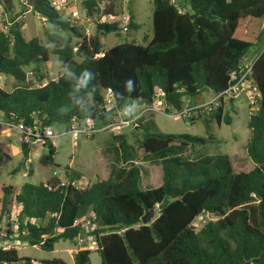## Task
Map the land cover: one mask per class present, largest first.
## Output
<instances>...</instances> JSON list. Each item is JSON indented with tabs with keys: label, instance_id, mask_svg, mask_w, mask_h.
<instances>
[{
	"label": "trees",
	"instance_id": "trees-1",
	"mask_svg": "<svg viewBox=\"0 0 264 264\" xmlns=\"http://www.w3.org/2000/svg\"><path fill=\"white\" fill-rule=\"evenodd\" d=\"M152 1V38L146 44L124 42L102 50L99 34L117 32V22H97L95 34L86 36L61 20L47 0H28L23 8L45 17L53 28L71 33L66 38L47 34L55 46L53 53L67 72L56 79L35 74L43 84L33 86L25 67L34 65L37 73L38 64L49 59V48L37 37L26 40L19 23L11 18L7 30L0 31V74L13 77L16 86L10 91L0 87L2 118L25 125L35 122L41 127L105 120L126 105L150 103L156 89L167 103L179 107L184 97L224 90L230 72L239 67L248 49L264 38V0H183L181 7L175 0ZM3 2L6 10L15 6L12 0ZM84 4L93 14L92 4ZM106 12H112V7ZM129 28H135L132 16ZM73 37L79 41L73 42ZM99 52L103 56L95 57ZM84 72L90 79L81 87ZM134 77L136 87L130 89L128 82ZM253 78L260 100L247 120L250 170L235 171L227 154L185 158L184 150L205 140L186 133L152 132L147 124L139 123L137 150L143 157L159 160V186L141 190L140 167L131 162L128 167H111L106 179L84 188L72 183L80 175L68 167L66 182L51 176L38 184L25 182L19 188L0 183V238L9 240L16 234L14 240L51 251L59 240L77 243L83 232L79 220L85 218L95 223L90 234L95 236L96 248L78 249L74 264H88L94 250L99 264H233L242 258L264 264L263 57L254 63ZM107 90L114 108L103 106ZM225 111L220 107L204 120L230 124L232 117ZM113 140L123 161L135 159L136 151L125 137L114 135ZM44 145L51 156L52 141L48 139ZM20 147L27 156V143ZM164 197L168 203L158 210ZM13 202L20 210L11 219ZM147 210H157V214L142 224ZM203 213L214 215V220L195 231L191 224ZM32 261L20 256L15 246H0V264ZM37 264L67 263L51 258Z\"/></svg>",
	"mask_w": 264,
	"mask_h": 264
},
{
	"label": "rangeland",
	"instance_id": "rangeland-1",
	"mask_svg": "<svg viewBox=\"0 0 264 264\" xmlns=\"http://www.w3.org/2000/svg\"><path fill=\"white\" fill-rule=\"evenodd\" d=\"M12 1L15 5L14 8L6 10L3 0H0V31H6L8 25L5 23L8 22L9 24L11 23V18H15L26 40L37 37L42 43L47 45L50 52L48 61L38 64L39 71L37 73L34 70V65L25 67L27 80L33 86H39L43 84V81H38L35 74H41L46 79H56L59 74L67 72L61 60L53 53L55 46L49 40L47 34L52 33L66 38L71 33L59 28H53L45 17L39 14H33L30 10L23 8L18 0ZM175 2L181 7L184 1L175 0ZM153 7L152 0H117L116 12H129L135 28H129L128 23V32L124 34L119 29L117 32L99 34L102 50H107L114 45L124 42L146 44L152 38L151 21ZM76 10L80 15L84 13L83 0H77ZM65 14V11L59 13L61 20L63 19L62 16L65 17ZM80 18L81 20H77V23L74 24L77 31L86 36L95 34L98 18L92 16L90 21H87L83 16ZM257 21L259 20L253 22ZM261 25L264 29V23ZM72 41L78 42L79 39L73 37ZM259 47L260 44L250 47L247 55H251ZM15 86L16 82L13 77L0 74L1 88L10 91ZM211 96L212 93L205 90L191 99L207 100ZM254 111H251V113ZM226 113L232 117L230 124L221 122L218 125L214 119H210L208 122L204 119L188 122L185 120H174L153 113L145 114L141 118L140 124H147L152 132L186 133L205 140L201 145L184 150L181 154L185 158L196 159L206 154H227L235 171H248L253 167V163L246 152V144L250 137L247 120L251 113L247 111L246 104L243 100H238L232 107L227 108ZM0 117L2 119L1 114ZM75 124H78V122H75ZM71 127L72 125L66 127L62 125L54 126L56 131L61 129V131L68 132L51 139L52 144L54 142L55 145L54 152L51 156H49L50 151L47 145L34 142H31L30 146L27 144L28 154L25 156L21 151L20 145L13 141L12 135L14 129H9L6 125L0 124V148L5 152L6 149L9 150L7 155L0 151V183L19 188L25 182L38 184L41 181H46L51 176L59 177L58 179H61L62 182H66L65 168L68 167L72 173L81 176L80 181L76 183L77 187L81 188L90 185L96 180L106 179L111 167H128L131 162L140 167L141 176L138 187L141 190L154 188L161 184L162 172L159 160L154 156L143 157L137 150V141L141 137V130H138L137 127L124 128L118 133L109 130L102 131L91 137L78 134L75 138L73 133L69 131ZM114 135H122L126 138L127 143L136 151L135 159L132 161L130 159L123 161L117 155L116 142L113 140ZM53 171L56 172V175H53ZM17 208V205L13 202L10 213L12 219L15 218ZM156 214L157 210H153L151 220ZM209 220H214V215L203 213L196 217L191 225L195 231H198ZM13 229L16 230L15 225H13ZM15 235H11V239L9 240L0 239V246H15L20 256H27L35 260L33 264H37L39 260L51 258H61L67 264H74V254L78 249L93 250L90 247H96L95 241H87L82 237L81 241L83 242H80L79 238H77V243L59 240L53 250L47 251L38 245L30 246L25 242L14 240ZM99 263L100 258L97 251H91L88 264Z\"/></svg>",
	"mask_w": 264,
	"mask_h": 264
},
{
	"label": "built area",
	"instance_id": "built-area-1",
	"mask_svg": "<svg viewBox=\"0 0 264 264\" xmlns=\"http://www.w3.org/2000/svg\"><path fill=\"white\" fill-rule=\"evenodd\" d=\"M49 4L59 14L61 11H65V20L70 26H74L77 20H81L83 16L87 21H90L92 16H96L98 23H113L117 22L118 29L122 34L128 32V23L130 20L129 12L118 13L115 10L117 0H83L84 13H80L76 10L77 0H47ZM85 2L91 3L93 14L88 13V9ZM23 6L27 5L28 0H18ZM109 7H112V12H106ZM76 47H74V50ZM103 56V52H99L95 57ZM260 57L264 59V43L261 49L252 57L248 58L244 56L241 60L239 67L229 74V81L227 87L219 92H212V96L207 100H192L191 97H184L182 104L179 107H175L170 103H167L160 90L156 89L153 100L146 104L141 103L137 105H126L120 109H116L107 115L105 120H89L86 119L83 122L72 123L71 131L74 138L78 134L91 137L92 135L102 131H112L115 133L120 132L124 128L132 127L136 128L140 123L141 118L148 113L160 114L167 118L174 120H185L193 122L198 119H205L209 117L218 108L223 107L225 109L232 107L238 100H243L246 104L247 111H256L260 100V91L253 78V67L256 60ZM114 101L109 90L105 91L103 97V106L105 108H114ZM254 111V112H255ZM253 113V112H252ZM251 113V114H252ZM1 118V117H0ZM0 124L6 125L9 129H14L22 134L25 141L45 144L48 139H54L59 135H64L68 131H56L53 126L41 127L35 122L32 125H25L22 121L13 122L0 119ZM64 127V125H62ZM66 127V126H65ZM53 175L56 172L53 171ZM75 185V182H72ZM83 232L78 236L79 241L81 238H85L87 241H95V236L90 232L95 228V223L90 219L81 218L79 220ZM87 243V242H84ZM96 243V242H95ZM95 249L94 247H90ZM34 263V261H32Z\"/></svg>",
	"mask_w": 264,
	"mask_h": 264
},
{
	"label": "crops",
	"instance_id": "crops-1",
	"mask_svg": "<svg viewBox=\"0 0 264 264\" xmlns=\"http://www.w3.org/2000/svg\"><path fill=\"white\" fill-rule=\"evenodd\" d=\"M8 23V22H7ZM6 24V23H5ZM263 43H264V38L262 39V41L260 42V47L258 48V49H256L255 51H253L252 52V54L250 55H247V53H246V55L245 56H247L248 58H250V57H252L253 55H255L260 49H261V47H262V45H263ZM212 93V92H211ZM249 117V116H248ZM14 133H13V135H12V138H13V141H14V143H17V144H19V145H21L22 143H27L28 144V146H30L31 145V142H28V141H25L24 139H23V137H22V134L19 132V131H13ZM53 146H55L54 145V142H53ZM27 161H28V158H27ZM71 169V168H70ZM59 178V177H58ZM80 179H81V176H80V178L77 180V181H75V186L77 187V185H76V183L78 182V181H80ZM61 180V179H60ZM86 187V186H85ZM78 188H80V187H78ZM81 188H84V187H81ZM17 212H16V214L19 212V210H20V206L19 205H17ZM16 216V215H15ZM12 219V218H11ZM1 239V238H0ZM2 240V239H1Z\"/></svg>",
	"mask_w": 264,
	"mask_h": 264
},
{
	"label": "water",
	"instance_id": "water-1",
	"mask_svg": "<svg viewBox=\"0 0 264 264\" xmlns=\"http://www.w3.org/2000/svg\"><path fill=\"white\" fill-rule=\"evenodd\" d=\"M167 203H168V199H167V197H164L163 201L157 205V209L161 210L162 208H164L167 205ZM152 212H153V210H147V212L141 218L142 224H146L151 220ZM233 264H254V262L251 260H247L245 258H242Z\"/></svg>",
	"mask_w": 264,
	"mask_h": 264
},
{
	"label": "clouds",
	"instance_id": "clouds-1",
	"mask_svg": "<svg viewBox=\"0 0 264 264\" xmlns=\"http://www.w3.org/2000/svg\"><path fill=\"white\" fill-rule=\"evenodd\" d=\"M90 79V75L87 72L82 73L81 79L79 80V86L86 87L88 80ZM136 78L134 77L132 80L128 82V86L130 89H134L136 87Z\"/></svg>",
	"mask_w": 264,
	"mask_h": 264
}]
</instances>
